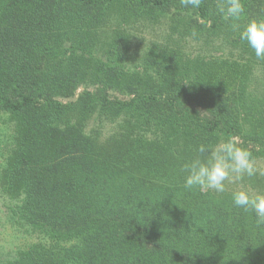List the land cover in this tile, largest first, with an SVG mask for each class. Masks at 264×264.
Masks as SVG:
<instances>
[{"label":"trees","instance_id":"obj_1","mask_svg":"<svg viewBox=\"0 0 264 264\" xmlns=\"http://www.w3.org/2000/svg\"><path fill=\"white\" fill-rule=\"evenodd\" d=\"M99 1L0 0V110L17 133L4 191L23 193L12 213L57 244L53 250L36 242L3 264H264V225L234 207L232 193L186 189L182 171L199 143L215 145L225 137L255 159L264 157V99L247 95L249 80L203 75L150 82L128 79L115 62L90 58L84 66L89 20L61 51L69 56L57 59L60 44L50 45L51 29L73 28ZM127 1L144 8L181 5ZM217 2L202 0L196 9L210 22L208 30L228 26ZM244 4L247 16L264 8V0ZM112 42L109 51L117 56L123 39ZM50 56L56 61L45 67ZM81 84L86 88L77 99H57ZM94 109L123 115L124 122L133 117L140 132L127 124L101 147L82 129Z\"/></svg>","mask_w":264,"mask_h":264},{"label":"rangeland","instance_id":"obj_2","mask_svg":"<svg viewBox=\"0 0 264 264\" xmlns=\"http://www.w3.org/2000/svg\"><path fill=\"white\" fill-rule=\"evenodd\" d=\"M256 16L264 17L263 7L256 8L247 17ZM88 20L92 27L84 39V66L90 67V58L102 64L115 62L123 68L122 71L128 79L150 82L192 80L203 75L204 78L210 77L212 80H249L245 89L247 95L255 100L264 99V61L255 58L247 45L236 38V33L229 25L208 30L210 22L199 17L196 9L185 8L180 4H170L164 8H144L127 0H100L98 5L83 11L73 28H61L57 34L51 29L50 45L55 41L60 44L57 59L65 60L69 56L70 52L61 51L69 49L71 42L79 39V32L84 29ZM54 27L58 26L54 24ZM193 32L197 35L193 36ZM120 38L123 39V49L118 52L119 55L114 56L109 51L108 44ZM51 47H47V50ZM39 49L42 50L37 47V52ZM77 49L75 51L79 54ZM55 61L50 56L44 58L43 65L46 67L49 62ZM84 76L85 80H90L89 76ZM123 79L126 80L124 77ZM85 88L81 84L70 97L58 96L57 99L62 102L75 100ZM112 94L116 92L112 91ZM117 95L119 98L131 96ZM122 119L123 115L113 118L94 109L85 114L82 129L85 134L96 136V142L104 147V141L119 132L123 133V126L127 124L135 132H140L138 126L134 125L133 117L128 122ZM14 127L15 121L0 110V264L14 259L20 250L36 242L41 241L53 250L57 246L54 237H42L41 227L23 222L10 209L18 207L24 196L19 192L17 196L10 197L4 191L2 182L5 179L3 173L6 157L13 147V138L17 135ZM255 163L264 172V157L255 159ZM239 188L246 189L250 194L264 193L263 176L258 174L235 183L226 182L225 192L231 194Z\"/></svg>","mask_w":264,"mask_h":264},{"label":"clouds","instance_id":"obj_3","mask_svg":"<svg viewBox=\"0 0 264 264\" xmlns=\"http://www.w3.org/2000/svg\"><path fill=\"white\" fill-rule=\"evenodd\" d=\"M185 8L198 9L202 0H180ZM216 11L236 33V38L264 61V17H247L244 0H218ZM193 36L197 34L192 33ZM183 186L224 193L226 182L235 183L245 177L264 175L252 152L233 137H225L215 145L199 143L195 155L183 163ZM232 205L254 215L257 225H264V193L250 194L239 188L231 194Z\"/></svg>","mask_w":264,"mask_h":264}]
</instances>
